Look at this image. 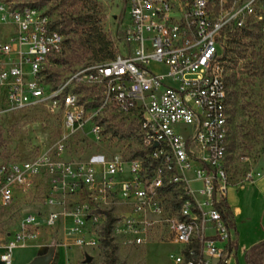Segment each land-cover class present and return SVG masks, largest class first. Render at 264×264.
<instances>
[{"label":"built area","instance_id":"obj_1","mask_svg":"<svg viewBox=\"0 0 264 264\" xmlns=\"http://www.w3.org/2000/svg\"><path fill=\"white\" fill-rule=\"evenodd\" d=\"M124 2L129 21L119 54L60 84L66 42L51 17L29 6H0V30L14 28L0 43V118L41 108L60 114L70 134L89 129L98 140L119 118L135 126L139 145L129 159L119 156L100 166L72 165L46 153L28 162H0V211L40 183L48 188L46 211L27 214L0 245L4 264H13L14 251L29 246L94 248L100 233L93 228H106L110 200L118 191L129 211L127 226L150 224L148 218L157 216L169 227L179 247L171 255L173 264L187 262L192 219L201 220V237L195 263L187 264H229L233 256L228 193L255 180L249 173L240 187L232 183L228 152L225 55L233 26L244 27V12L237 0ZM143 154H152V161H143ZM160 163H168L170 183L160 179ZM165 184L174 185V192H165ZM169 194L173 208L164 217ZM185 196L194 197V204L185 203ZM177 205L186 206L182 222H174ZM61 225L59 239L55 233Z\"/></svg>","mask_w":264,"mask_h":264},{"label":"rangeland","instance_id":"obj_2","mask_svg":"<svg viewBox=\"0 0 264 264\" xmlns=\"http://www.w3.org/2000/svg\"><path fill=\"white\" fill-rule=\"evenodd\" d=\"M92 1L96 4L102 31L112 42L117 56L122 47L123 30L129 21L125 2ZM0 6H36L47 12L54 22L64 20L65 17L76 18L88 14L94 8L93 5L85 7L79 0H0ZM237 7L244 12L243 28L258 23L256 32L262 38L253 40L233 26L234 33L225 55L230 93V128L235 131L238 143H242L231 165V181L240 187L247 174L255 175L252 184L245 185L239 191H231L234 197L242 201L243 207L242 215L236 216L231 211V219L234 224L237 223L239 235L245 230L248 241H257L260 239L259 233L264 239V198L259 199L258 190L251 186L264 177V0H237ZM13 29L12 26H7L0 30V43L7 40ZM64 38L65 42H69L65 43L64 56L68 63L62 64L58 69L59 84L85 66L100 63L90 59L89 55H85L86 58L81 61L73 58L84 56V50L79 49L80 37L70 34L64 35ZM136 135L135 126L121 122L119 118L111 120L106 135L101 140L93 136L89 129L70 134L64 128L60 114L41 108L33 109L0 118V162H28L46 153L72 165L100 166L119 156L129 159L138 150ZM241 153L246 160L239 157ZM47 190V184L40 183L39 188L28 194H21L11 208L0 211V245L14 236L27 214L46 211L43 204ZM173 198V194L166 196L163 203L164 217L170 215ZM108 210L110 217L115 220L110 235L106 234L105 228L100 224L96 225L93 229L100 233L99 244L94 248L69 249L71 264H82L78 262L79 258H83V264H86V256L92 257L91 264H173L171 255L178 253L179 247L173 243L165 222H158L159 218L152 216L148 218L150 224H140L133 228L127 226L124 220L129 211L121 205L119 191L110 200ZM1 253L0 251V255ZM33 254L31 249L18 248L13 253L14 262L25 261ZM255 259L257 264H264V258L255 256ZM239 264L246 263L239 261Z\"/></svg>","mask_w":264,"mask_h":264},{"label":"trees","instance_id":"obj_3","mask_svg":"<svg viewBox=\"0 0 264 264\" xmlns=\"http://www.w3.org/2000/svg\"><path fill=\"white\" fill-rule=\"evenodd\" d=\"M83 2L85 7H90L93 5V9L88 11V14L80 15L76 18H67L64 20H58L54 22V27L59 28L60 32L63 35H79V49L84 50V56H74L78 61H81L83 58H86L85 55H89L90 59H94L100 63H106L115 59V48L110 40L107 39V36L103 33L100 26V20L96 12V4L92 0H79ZM37 8L36 6H31ZM47 13V12H46ZM48 14V13H47ZM49 15V14H48ZM50 16V15H49ZM64 25V27H62ZM258 23H252L250 26L242 29L243 33L250 37L253 40H260L262 37L260 34H257ZM69 43V42H66ZM66 51L64 53V56ZM62 64H67L68 62L65 58L61 61ZM229 87V84H228ZM229 106H230V93H229ZM231 123V120H230ZM240 138L243 136H239ZM242 143H238V137L235 131H230L229 136V152L230 163L233 164L236 159V154ZM239 157H245L242 153ZM228 216L231 218V214L228 213ZM114 220L110 217L109 223L105 228L106 234L109 236L113 228ZM197 250L198 246L194 245ZM255 256L264 258V241L255 245L250 252L246 255V264H257Z\"/></svg>","mask_w":264,"mask_h":264},{"label":"crops","instance_id":"obj_4","mask_svg":"<svg viewBox=\"0 0 264 264\" xmlns=\"http://www.w3.org/2000/svg\"><path fill=\"white\" fill-rule=\"evenodd\" d=\"M251 188H255V190H258V198L262 200L264 198V177L261 178L260 180H258V182L255 185L251 186ZM239 190L240 189H236V188L230 189V191L228 193V200H227L229 213L231 214V211H234L236 216H239L240 214L242 215V213H243L242 201H240L236 197H234L233 193L231 191H239ZM234 226H235L234 236H235V242L236 243H235V250L233 252V256L230 259L229 263L235 264V261H237V264H239V261L246 263L247 253L250 252V250L255 245L264 241V239H262V236L259 233L260 239H258L257 241H252V240L248 241L245 238V230H242L240 235H239L238 233L240 230L237 226V223L234 224ZM57 231L58 232H56L55 235L57 238L61 239L63 236V226L61 225L60 229H58ZM51 235L53 236L54 233H52ZM263 238H264V236H263ZM44 242H47V241H44ZM74 248L81 249L79 247H74ZM23 249H31L34 251V254L29 259H27L25 261L17 260L16 262H14L15 259L13 258V264H32L38 258L47 257L49 255L51 256V259H50L48 264H71L70 260H69V250H67L65 248H58L55 250L50 249V251L46 250L47 252L45 250H40L34 246L25 247ZM82 260H83V258H82ZM82 260H81V258H79L78 262H81L83 264Z\"/></svg>","mask_w":264,"mask_h":264},{"label":"bare ground","instance_id":"obj_5","mask_svg":"<svg viewBox=\"0 0 264 264\" xmlns=\"http://www.w3.org/2000/svg\"><path fill=\"white\" fill-rule=\"evenodd\" d=\"M229 152V142H228ZM143 161H152V154H143ZM159 176L163 180V183H170V168L168 163L159 164ZM165 192H174V185L165 184ZM185 203L194 204V197L185 196ZM186 206L177 205V213L174 215V222H182V217H185ZM190 227V242H188V248H186L187 262H180V264L195 263L197 250L194 245L199 248L201 237V220L192 219L189 220Z\"/></svg>","mask_w":264,"mask_h":264},{"label":"water","instance_id":"obj_6","mask_svg":"<svg viewBox=\"0 0 264 264\" xmlns=\"http://www.w3.org/2000/svg\"><path fill=\"white\" fill-rule=\"evenodd\" d=\"M51 259V256L47 257H41L38 258L36 261H34L32 264H48ZM93 261L92 257L86 256V264H91ZM0 264H4L2 261H0Z\"/></svg>","mask_w":264,"mask_h":264}]
</instances>
